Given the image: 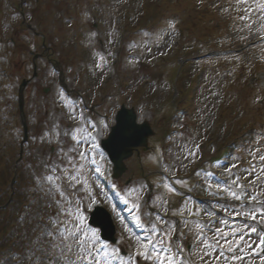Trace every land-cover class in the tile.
<instances>
[{
    "label": "rangeland",
    "instance_id": "obj_1",
    "mask_svg": "<svg viewBox=\"0 0 264 264\" xmlns=\"http://www.w3.org/2000/svg\"><path fill=\"white\" fill-rule=\"evenodd\" d=\"M141 5L152 11L145 13ZM143 15L153 16L152 23L141 22ZM174 23L178 26L172 27ZM0 26V190L19 186L23 194L19 206L10 207L2 219L15 217L20 226V210L35 209L31 212L38 231L22 253L25 258L33 257L31 249L40 250L46 236L43 243L52 244H45L40 264L49 259L48 264H264V117L256 113L264 95V44L232 52L264 37V0H0ZM216 57L225 63L220 72ZM34 59L38 76L31 79ZM234 61L241 65L237 71L244 72L240 83L255 79L256 91L239 85L242 76L233 74ZM194 62L199 63L193 73L185 68L179 75L182 66L193 67ZM25 79H31L24 88L23 113L29 142L20 162L24 131L17 103ZM248 93L245 102L239 100ZM124 102L136 109L139 122L148 121L155 130L150 152L157 153L129 160L131 172L110 200L102 183L110 173L94 143L107 135L105 119L111 126L113 113ZM218 124L217 134L238 129L233 138L227 132L219 147H234L237 138L236 152L256 151L259 180L243 201V185L219 181L222 176H246L227 173L237 165L229 154L222 159L225 166H204L207 174L198 171L193 177L197 181L184 186L183 177L158 172V164L164 163L173 176L179 170L186 176L200 155L197 144ZM99 129L103 132L93 138L92 131ZM252 139H257L254 146ZM91 143L93 153L87 147ZM185 145L190 155L181 161ZM164 155L171 157L168 163ZM17 165L18 184L12 188L6 181L14 179ZM196 182L209 183L219 203L211 199L209 208L180 204L177 192ZM8 191L1 193V207L11 202ZM99 205L112 213L117 242L97 255L100 231L88 221ZM210 215H219V220L206 231ZM176 218L181 220L179 236ZM197 218L198 230L191 229ZM190 242L195 250L188 252ZM10 257L5 255L3 264H13Z\"/></svg>",
    "mask_w": 264,
    "mask_h": 264
},
{
    "label": "water",
    "instance_id": "obj_2",
    "mask_svg": "<svg viewBox=\"0 0 264 264\" xmlns=\"http://www.w3.org/2000/svg\"><path fill=\"white\" fill-rule=\"evenodd\" d=\"M153 134L147 123L136 124V115L133 110L122 109L117 116V124L112 129L108 140L103 142L104 148L114 159L116 176L125 171L124 160L133 155L134 149L148 146V137ZM110 218L103 209H96L92 215L91 224L100 227L104 237L113 239V230Z\"/></svg>",
    "mask_w": 264,
    "mask_h": 264
},
{
    "label": "trees",
    "instance_id": "obj_3",
    "mask_svg": "<svg viewBox=\"0 0 264 264\" xmlns=\"http://www.w3.org/2000/svg\"><path fill=\"white\" fill-rule=\"evenodd\" d=\"M249 97V95L247 94V95H245L242 99H241V101L242 102H244L247 98ZM245 98V99H244ZM256 113H258V118H260V117H264V110H262V109H260V108H257V110H256ZM232 132H235V131H232ZM231 132V133H232ZM231 133H229V134H231ZM245 166L247 167L248 166V163H246L245 164ZM17 189H18V192H16L15 193V201L13 202V205L15 206H19V202L21 201V199L23 198V194L21 193V191H20V187L19 186H17ZM7 212V209H3V210H1L0 211V218H1V216H3V214L4 213H6ZM13 219H11V221H12ZM29 220H30V214L27 216V218H26V220H24L23 221V225H22V229L24 228V226L25 225H27V224H29ZM30 226V225H29ZM7 229H8V224H6V223H4V221L3 220H0V255L2 256V252H3V250H4V248L8 245V243L11 241V239H12V237L14 236V234L15 233H12L11 235L10 234H7L6 235V231H7ZM28 233H25V236L27 235ZM22 243V241L20 242V244ZM19 244V245H20ZM20 247H21V245L20 246H15V247H12L11 248V253H16V252H18V249H19V251H20ZM45 247V244H41L40 245V248H41V250H40V252L38 253V257H40L41 256V254L43 253V248ZM46 247H47V245H46ZM45 247V248H46ZM12 261V260H11ZM10 261V262H11ZM0 264H1V257H0ZM34 264H37V262L35 261V263Z\"/></svg>",
    "mask_w": 264,
    "mask_h": 264
}]
</instances>
